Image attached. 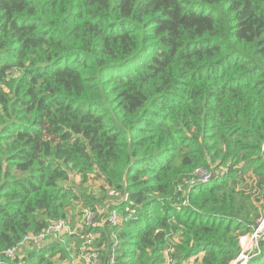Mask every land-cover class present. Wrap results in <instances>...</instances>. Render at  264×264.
<instances>
[{
	"label": "trees",
	"instance_id": "trees-1",
	"mask_svg": "<svg viewBox=\"0 0 264 264\" xmlns=\"http://www.w3.org/2000/svg\"><path fill=\"white\" fill-rule=\"evenodd\" d=\"M263 216L264 0H0V252L85 218L0 264H230Z\"/></svg>",
	"mask_w": 264,
	"mask_h": 264
},
{
	"label": "built area",
	"instance_id": "built-area-1",
	"mask_svg": "<svg viewBox=\"0 0 264 264\" xmlns=\"http://www.w3.org/2000/svg\"><path fill=\"white\" fill-rule=\"evenodd\" d=\"M213 174L206 172H197L196 177L190 182L191 185H196L199 183H206L211 179ZM93 215L88 214L87 223L93 221ZM108 221L114 225L120 223V217L118 212L114 211L110 214ZM71 228L65 221L55 222L48 230L38 236H27L18 246L11 248L4 253L0 252V258L4 255L5 257L15 260L22 251L28 250L31 248H40L43 246L49 239V237L54 236L58 238H64L66 234H70ZM264 235V216L261 220L258 221L257 227L253 232L244 235L240 240L241 253L236 260L230 264H248V262L256 256V252L259 247V242ZM95 239V238H94ZM246 243V244H244ZM83 252H86V249H83ZM73 264H114V258L104 259V255L100 250L93 249L90 253L83 254L82 258L80 257Z\"/></svg>",
	"mask_w": 264,
	"mask_h": 264
},
{
	"label": "rangeland",
	"instance_id": "rangeland-1",
	"mask_svg": "<svg viewBox=\"0 0 264 264\" xmlns=\"http://www.w3.org/2000/svg\"><path fill=\"white\" fill-rule=\"evenodd\" d=\"M98 184L101 185V183H98ZM83 218H84V217H82V218H81L80 220H78L76 223H75V222H74V223H70V227L73 228V227L71 226V224H72L73 226L80 227L81 224H82ZM84 219H85V218H84Z\"/></svg>",
	"mask_w": 264,
	"mask_h": 264
},
{
	"label": "water",
	"instance_id": "water-1",
	"mask_svg": "<svg viewBox=\"0 0 264 264\" xmlns=\"http://www.w3.org/2000/svg\"><path fill=\"white\" fill-rule=\"evenodd\" d=\"M214 178V175L211 176V180Z\"/></svg>",
	"mask_w": 264,
	"mask_h": 264
},
{
	"label": "bare ground",
	"instance_id": "bare-ground-1",
	"mask_svg": "<svg viewBox=\"0 0 264 264\" xmlns=\"http://www.w3.org/2000/svg\"><path fill=\"white\" fill-rule=\"evenodd\" d=\"M244 244H246V243H244Z\"/></svg>",
	"mask_w": 264,
	"mask_h": 264
}]
</instances>
